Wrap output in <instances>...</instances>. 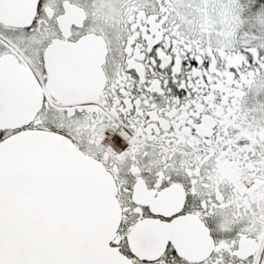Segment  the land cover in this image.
<instances>
[{"label": "snow or ice", "instance_id": "6c2138e0", "mask_svg": "<svg viewBox=\"0 0 264 264\" xmlns=\"http://www.w3.org/2000/svg\"><path fill=\"white\" fill-rule=\"evenodd\" d=\"M0 264H264V0H0Z\"/></svg>", "mask_w": 264, "mask_h": 264}]
</instances>
